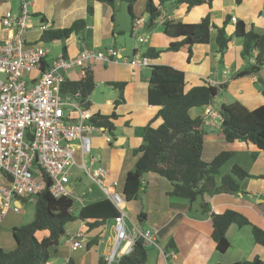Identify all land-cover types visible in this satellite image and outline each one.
Returning <instances> with one entry per match:
<instances>
[{
    "label": "crops",
    "instance_id": "obj_1",
    "mask_svg": "<svg viewBox=\"0 0 264 264\" xmlns=\"http://www.w3.org/2000/svg\"><path fill=\"white\" fill-rule=\"evenodd\" d=\"M153 1L158 3V0ZM147 2H134L131 13L128 4L123 2L112 6L97 0H29L30 28L25 32V37L33 45L46 47L41 41L45 30L67 28L75 20L84 18L87 23L83 32L73 33L64 40L52 41L61 42V54L76 57L82 49L97 50L114 45L125 58L132 59L143 55L150 47L163 50L159 57L149 58L150 64L146 67L123 61L95 63L91 67L95 82L90 95L92 112L116 115L112 120V130L92 133V154L107 170L106 180L117 181V189L122 193L126 174L135 168L138 156L134 150L143 143L145 126L149 123L154 126L162 123V119L157 118L159 107L148 102L151 67L169 65L182 70L185 73L186 90L204 83L223 86L213 103L192 109L191 115L201 116L205 121L203 158L211 161L221 151H232L233 156L222 168L223 173L238 165L251 175L241 182L244 192L234 195L206 194L190 204L184 198L168 194L172 186L166 178L149 173L144 176L138 198L126 202L128 220L141 227H155L158 230V244L165 254L150 246L156 252L152 251L150 256L148 254L146 264H231L256 257L264 262V245L254 240L250 226L231 225L227 230L230 247L226 253H218L212 238L211 220V213L233 209L246 215L253 224L264 230V151L245 141L227 142L220 130L222 122L219 113L222 103L239 101L249 109L264 104V66L258 74L236 76L245 69L247 62L241 56L242 42L234 36L238 20L245 23L247 30L264 32V0H211L210 4L203 3L191 10H187L185 4H166L159 7L161 20L150 29L147 28L150 18L146 11ZM20 5V0H0V42L12 37L15 32L2 25L4 13L8 10L19 12ZM89 6L93 7L92 15L88 14ZM206 15L210 16L217 27L224 24L227 16L236 17V21L231 20L226 25L231 39L223 55L217 49L216 29L212 30L208 43L193 45L191 53L187 47L177 51L167 50L173 39L164 33L163 22L198 23ZM135 19L144 20V26L139 31L145 38L144 42L138 43L137 37L133 35ZM42 24L47 25L46 29H41ZM47 59L53 57L48 54ZM82 77L79 68L67 75V79L73 81H79ZM115 83H125L122 95ZM107 136L111 137V141H107ZM81 179L79 174L72 175L70 187L75 188L73 184L78 186L77 181ZM92 183L83 193L91 200L86 202L81 199L83 205L106 197L99 186ZM203 203L208 204V212L203 209ZM21 213L24 211L16 212L12 209L0 213V247L6 250L16 247L13 229L26 224L22 223L24 220ZM140 214L145 215L142 221H139ZM7 215L12 219L4 223ZM128 229L131 230V226ZM79 230L84 234L82 242L85 249L72 247L70 238ZM66 232L61 244L50 250L48 264H66L70 259L77 264H98L101 256L111 260L126 252L125 242L116 248L115 222L89 230L80 221L76 228L70 231L66 229Z\"/></svg>",
    "mask_w": 264,
    "mask_h": 264
},
{
    "label": "trees",
    "instance_id": "obj_2",
    "mask_svg": "<svg viewBox=\"0 0 264 264\" xmlns=\"http://www.w3.org/2000/svg\"><path fill=\"white\" fill-rule=\"evenodd\" d=\"M109 5L117 2L128 4L132 13V4L137 0H97ZM240 2V0H236ZM211 3V0H148L146 11L150 15L147 28L156 26L161 16L159 7L170 4L187 6V10ZM93 7H88V14H93ZM232 20L227 16L224 24L217 27L209 15L198 23H183L175 21L163 22L164 33L173 40L167 50L177 51L195 44L208 43L212 30L216 29L215 41L218 51L223 55L229 46L231 37L226 31V25ZM86 19H77L71 26L62 29L45 30L41 41L49 43L54 40L67 39L71 34H80L86 27ZM234 36L242 42L241 56L247 66L236 76L258 74L264 66V32L247 30L243 21L235 24ZM65 51V48H63ZM163 50L154 47L147 48L144 56L157 58ZM148 80V102L159 107L157 118L162 119L158 126L149 123L143 131V143L134 150L138 156L135 168L126 174L123 195L127 202L138 198L144 176L149 173L166 178L172 186L170 196L184 198L190 204L206 194L244 192L241 186L243 179L251 176L238 165L228 172L222 168L233 156L232 151H221L211 161L203 158L205 140V121L203 117H193L191 110L214 102L220 88L207 83L185 89V73L169 65H154L151 67ZM43 69V66L40 68ZM264 83V79H262ZM122 95L125 83H115ZM95 87L91 71L81 80L67 79L62 87L63 94H79L86 107L91 106L90 95ZM264 98V90L262 91ZM221 115L220 130L227 142L245 141L264 151V104L249 109L239 101L222 103L219 107ZM116 117L94 113L92 122L112 130V120ZM49 184L38 196L35 202V217L32 222L15 227L13 237L16 247L6 250L0 247V264H48L50 250L56 249L66 237V224L75 220L84 222L89 230L96 229L109 221L115 220L119 211L107 198L95 200L82 205L77 215L74 212V198L62 195L54 197ZM208 212L207 203L202 204ZM145 217L140 214L139 221ZM212 238L216 243L218 253L224 254L230 247L227 230L231 225L238 227L250 226L254 240L264 245V230L251 222L243 213L226 209L221 213H211ZM39 233V235H38ZM90 246V244L88 243ZM148 244L139 238L132 250L111 261L101 256L98 264H146L148 259ZM66 264H77L70 259ZM220 264V263H217ZM231 264H264L258 257L253 260L237 261Z\"/></svg>",
    "mask_w": 264,
    "mask_h": 264
},
{
    "label": "built area",
    "instance_id": "obj_3",
    "mask_svg": "<svg viewBox=\"0 0 264 264\" xmlns=\"http://www.w3.org/2000/svg\"><path fill=\"white\" fill-rule=\"evenodd\" d=\"M20 1L19 12L8 10L1 19L5 28L15 32L0 42V213L10 209L20 212L23 201L36 202L48 182L54 197L73 195L74 188L69 183L72 169L78 167L120 213L115 219L116 248L125 242L126 254L141 238L165 254L158 244L157 228H144L131 221V230L128 229L127 201L117 189L118 182L106 180L107 170L92 154V133L105 128L92 122L94 113L78 93H62L68 73L76 68L84 76L95 63L123 61L146 67L149 57L128 59L110 45L97 50L82 49L76 57L61 54L48 60V48L33 45L25 37L31 14L29 0ZM143 26V19H135L133 35L138 43L145 41L139 33ZM46 27L41 25L43 30ZM106 139L111 141L110 136ZM83 237L82 230L74 233L70 238L72 247L82 248Z\"/></svg>",
    "mask_w": 264,
    "mask_h": 264
},
{
    "label": "rangeland",
    "instance_id": "obj_4",
    "mask_svg": "<svg viewBox=\"0 0 264 264\" xmlns=\"http://www.w3.org/2000/svg\"><path fill=\"white\" fill-rule=\"evenodd\" d=\"M45 45L49 49V55L53 58L59 56L62 52V46H61L62 44L60 41L45 43ZM222 172H223V170H222ZM72 174H73V176H75L76 174H79L82 177V179L80 181H77L78 186L73 184L75 187L74 188V194L68 195L69 197L74 198V212L77 215L79 208L83 205L81 202V199H85L86 202L91 200L88 197H85V195L83 193H85V191H87L88 188L90 186H92L93 183H92L91 179L89 178V176L86 173H84V171L80 170L78 167H74L72 169ZM35 209H36L35 208V202H32V201H23L22 202V209L21 210L24 211V213L20 214V216H22L23 220H24L22 223L27 224V223H30L33 221V219L35 217ZM126 212L128 213L127 210H126ZM10 214H12V213H10ZM10 214H9V216H10ZM9 216L7 215L6 217H4V223L7 221H10L12 219ZM79 222H80L79 220H75V221L67 223L66 229H68L70 231L71 229L76 228L79 225ZM110 222L116 223V220H112V221H109L107 223H110ZM126 224H127V226H131V223L128 219H126ZM38 235H39V233H38ZM160 245L162 246V244H160ZM84 247L85 246L83 244V247L80 249H85ZM152 248L150 247V245L148 246L149 256L151 255L152 251L156 252Z\"/></svg>",
    "mask_w": 264,
    "mask_h": 264
},
{
    "label": "water",
    "instance_id": "obj_5",
    "mask_svg": "<svg viewBox=\"0 0 264 264\" xmlns=\"http://www.w3.org/2000/svg\"><path fill=\"white\" fill-rule=\"evenodd\" d=\"M15 240V239H14ZM16 242V241H15Z\"/></svg>",
    "mask_w": 264,
    "mask_h": 264
}]
</instances>
